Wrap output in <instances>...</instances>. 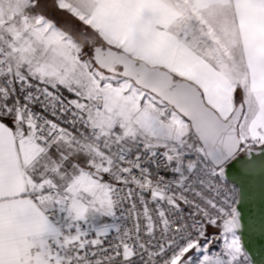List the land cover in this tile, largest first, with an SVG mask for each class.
Returning a JSON list of instances; mask_svg holds the SVG:
<instances>
[{"label":"snow or ice","instance_id":"6c2138e0","mask_svg":"<svg viewBox=\"0 0 264 264\" xmlns=\"http://www.w3.org/2000/svg\"><path fill=\"white\" fill-rule=\"evenodd\" d=\"M0 264H264V0H0Z\"/></svg>","mask_w":264,"mask_h":264}]
</instances>
